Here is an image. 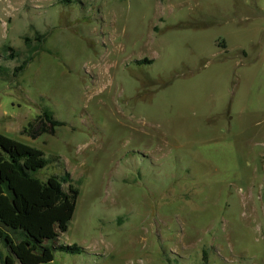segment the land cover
<instances>
[{
    "label": "rangeland",
    "instance_id": "374dc122",
    "mask_svg": "<svg viewBox=\"0 0 264 264\" xmlns=\"http://www.w3.org/2000/svg\"><path fill=\"white\" fill-rule=\"evenodd\" d=\"M0 74L79 190L46 264H264V0H0Z\"/></svg>",
    "mask_w": 264,
    "mask_h": 264
},
{
    "label": "trees",
    "instance_id": "16d2710c",
    "mask_svg": "<svg viewBox=\"0 0 264 264\" xmlns=\"http://www.w3.org/2000/svg\"><path fill=\"white\" fill-rule=\"evenodd\" d=\"M42 37L36 33L34 40L40 42ZM29 43L25 37L24 44ZM7 50L13 52L9 47ZM31 60L29 54L14 68V75L24 71ZM61 125L44 109L21 133L36 138L53 134L55 127ZM47 163L41 150L0 133V264H46L53 259L54 251H79L75 245L55 244L68 229L79 190L68 173L47 176L44 181L38 179L36 173Z\"/></svg>",
    "mask_w": 264,
    "mask_h": 264
}]
</instances>
